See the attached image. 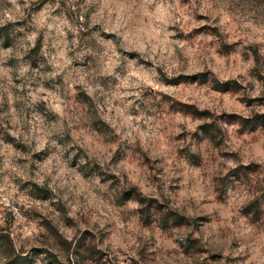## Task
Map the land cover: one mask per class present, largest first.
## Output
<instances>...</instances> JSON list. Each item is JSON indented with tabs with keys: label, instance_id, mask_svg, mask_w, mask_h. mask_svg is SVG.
<instances>
[{
	"label": "rangeland",
	"instance_id": "obj_1",
	"mask_svg": "<svg viewBox=\"0 0 264 264\" xmlns=\"http://www.w3.org/2000/svg\"><path fill=\"white\" fill-rule=\"evenodd\" d=\"M0 264H264V0H0Z\"/></svg>",
	"mask_w": 264,
	"mask_h": 264
}]
</instances>
